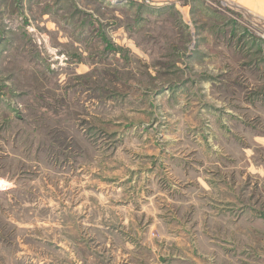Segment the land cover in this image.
Listing matches in <instances>:
<instances>
[{
    "label": "rangeland",
    "instance_id": "obj_1",
    "mask_svg": "<svg viewBox=\"0 0 264 264\" xmlns=\"http://www.w3.org/2000/svg\"><path fill=\"white\" fill-rule=\"evenodd\" d=\"M150 1L0 0V264H264V0Z\"/></svg>",
    "mask_w": 264,
    "mask_h": 264
},
{
    "label": "built area",
    "instance_id": "obj_2",
    "mask_svg": "<svg viewBox=\"0 0 264 264\" xmlns=\"http://www.w3.org/2000/svg\"><path fill=\"white\" fill-rule=\"evenodd\" d=\"M106 2L112 5H128V4H141V5H148L153 6L150 0H105Z\"/></svg>",
    "mask_w": 264,
    "mask_h": 264
},
{
    "label": "bare ground",
    "instance_id": "obj_3",
    "mask_svg": "<svg viewBox=\"0 0 264 264\" xmlns=\"http://www.w3.org/2000/svg\"><path fill=\"white\" fill-rule=\"evenodd\" d=\"M254 1V0H253ZM243 11V10H242ZM239 12V11H238ZM247 14H250L249 12H246Z\"/></svg>",
    "mask_w": 264,
    "mask_h": 264
}]
</instances>
